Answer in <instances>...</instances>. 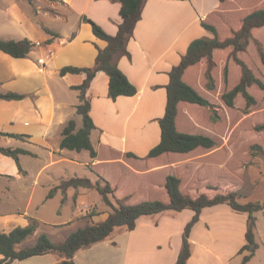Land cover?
I'll use <instances>...</instances> for the list:
<instances>
[{
    "label": "crops",
    "instance_id": "1",
    "mask_svg": "<svg viewBox=\"0 0 264 264\" xmlns=\"http://www.w3.org/2000/svg\"><path fill=\"white\" fill-rule=\"evenodd\" d=\"M231 1H146L128 43L130 57L118 56L115 60L138 92L112 100L108 94L109 77L103 71L96 73L87 90L91 101L90 113L96 125L91 140L98 151L96 158L90 156L87 165L98 169L99 165L120 160L127 167L125 173L146 175L175 168L174 160L178 157L186 161L181 154L166 156L172 159L171 162L153 163L150 168L142 170L134 169L129 163H144V157L161 139L159 120L166 109L170 70L181 61L194 39L213 37V33L202 26V21L212 19L214 13L229 12V6L224 7ZM29 3L35 11L28 9L21 0H0V37L28 38L39 43L24 58H16L0 50V91L25 94L18 100L0 99V132L28 135L21 140L0 133V146L23 147L31 152L20 155L21 170L12 157L0 153V232L27 226L31 219H36L38 226L19 244L22 247L33 245L43 233L49 237L52 233L57 234L55 231L61 225L68 224L41 214V207L59 194L56 192L53 197H47L52 187L50 180L43 186V192H38L40 175L44 170L39 169L33 175L23 166L21 157L38 158L41 152H49L50 156L66 153L67 149L60 148L62 130L76 114L79 102L68 103L63 94L69 88L77 91L78 95L73 86L80 85L86 74L61 75L60 69L64 66L93 67L99 49L107 46L104 39L94 34L91 24L83 22L81 17L88 16L111 35L118 32L121 22V4L111 0H32ZM45 27L59 35L54 37ZM191 69L193 67L186 71L185 77ZM54 135L56 143L51 146ZM100 149L107 152L105 157L100 156ZM127 152L141 158L127 157ZM71 160L73 157L68 161ZM101 171L113 184L118 183L122 187V183L105 170ZM153 183L157 182H150L149 186H156ZM83 188H75V203L87 194ZM61 200L64 201V197ZM194 213L192 209H183L141 216L135 229L117 228L106 240L80 249L74 260L76 264H174L182 248L185 225ZM104 214L105 219L109 212ZM99 218L95 221L104 220ZM246 223L247 215L232 210L227 204L204 208L190 235L192 255L187 264H241L243 253L239 250L246 243ZM42 224L56 230L50 232ZM84 226L71 229L64 238ZM2 257L0 255V259ZM61 260L60 255L47 253L10 264H59Z\"/></svg>",
    "mask_w": 264,
    "mask_h": 264
},
{
    "label": "trees",
    "instance_id": "2",
    "mask_svg": "<svg viewBox=\"0 0 264 264\" xmlns=\"http://www.w3.org/2000/svg\"><path fill=\"white\" fill-rule=\"evenodd\" d=\"M32 1V0H29ZM121 4L120 15L121 22L118 25V32L115 35L107 33L98 23L86 15L81 17L83 22L90 23L94 34L104 39L107 46L104 49H99L96 57L95 65L93 67H77L64 66L60 69V74L67 73L79 74L85 73L86 78L80 85H75L73 88L78 90L79 103L76 105V113L81 116L82 125L77 127L75 118H71L65 124L62 130V139L60 141L61 149H69L77 152L87 150L92 158L98 156V151L94 147L91 140L92 130L96 128L94 120L91 116V101L87 96V90L98 71L105 72L109 77V97L116 100L120 96H133L138 92L137 87L129 80L127 75L122 71L115 61L118 56L130 57L128 43L133 36L136 24L141 19L142 10L147 0H111ZM227 2L228 0H220ZM252 2L253 0H242ZM264 4V1H263ZM253 4L247 9L245 15L240 19L239 27H232L226 22L227 31L230 36L222 38L220 29L216 25V19L224 20L225 14H232L240 10L241 1H231L228 5L229 12L214 13L212 19L202 21V26L213 33V37H200L194 39L186 53L182 56L181 61L173 66L169 72V83L167 84V101L164 116L159 120L161 128V139L157 145L152 147L146 157L145 161L131 164L134 169H148L153 163L171 162L172 159H167L166 156L180 155L183 159H188L194 151H199L200 148L204 150H213L218 144L215 138L203 132H194L184 130L179 123V117L184 113L187 114L188 119L192 118V114L185 112L194 107L211 108L215 112V119H218V113L215 107L216 103L209 100L206 96L207 92H203L197 84L198 74L203 72V60L206 59L208 68L206 76L209 80L208 89L215 88L214 77L212 75V66L218 63L222 66L224 61V80H230L229 71L230 64L235 62L241 68V77L238 83L230 86L231 88L221 93L223 103L230 108L236 105L238 95H242L245 99V112H249L256 104L255 96L249 91L252 85H258L264 90V81L258 77L249 64L241 58V52L246 51L251 40L257 44V50L261 63L264 65V47L262 42L253 34L256 28L264 27V5ZM242 11V10H240ZM244 11V10H243ZM225 22V20H224ZM51 35L58 36L59 34L53 32L48 28H44ZM51 40V39H49ZM36 44L28 38L21 40L3 39L0 37V50L16 58H24L34 49ZM216 59V60H215ZM231 59V61L229 60ZM230 61V64H229ZM185 77L186 71L190 68ZM197 84V85H196ZM205 96H204V95ZM25 94L14 91L2 92L0 91V99L12 100L22 99ZM220 103V101H219ZM221 104V103H220ZM191 115V116H190ZM255 129L259 132H264V123L257 124ZM2 135L14 137L24 140L28 135L0 132ZM254 149L260 150L264 154V150L259 144L253 146ZM200 149V150H202ZM0 153L12 157L19 169H22L20 164V155L31 154V152L23 147H5L0 146ZM167 154V155H166ZM161 160L150 162L155 158ZM127 157L141 158L133 152H127ZM181 161L180 157L174 160ZM92 166V165H91ZM140 167V168H139ZM191 171L195 168L190 165ZM92 171L97 174L98 180L95 182L87 176L71 177L68 180L62 181L60 185L50 190L47 197L51 198L57 191V188L66 189L68 187H84L87 189L95 188L101 195L103 201L110 208L108 216L103 221L91 222L82 228L71 232L63 242H53L50 237L43 233L41 234L33 245L19 246V244L31 236L38 226L36 219H31L27 226H17L10 232H0V264H10L13 261H21L32 256L44 255L47 253H56L62 257L59 264H76L74 260L75 254L84 248H88L100 241L111 237L117 228L125 230H133L136 227L137 219L145 215H153L164 211H182L183 209H192L195 213L190 221L185 225L182 235V248L178 258L174 264H187L188 259L192 255V242L190 235L193 227L200 219L201 212L204 208L227 204L232 210L236 212H243L247 215L246 223V243L240 248L239 253H243L241 264H247L255 255L259 244L256 240V216L255 212H264V201H248L240 202L241 194L238 190H231L228 192H218L214 196H209L207 192L200 191L196 195L185 193L183 191V179L181 174L175 172L174 167L171 169H162L165 171L162 178L157 180L150 179V182L156 186H152L165 196V201L162 199H142L138 202H132V198L137 192V189L123 191L125 188L124 175L123 182L113 184L112 181L100 172L99 169ZM149 173L146 175L153 176L157 174ZM131 174V173H126ZM145 175V174H139ZM211 188L218 189L217 187ZM134 193V194H133ZM132 194V195H131ZM168 198V200H166ZM130 200V201H128ZM95 212H90L92 216ZM98 214V213H96Z\"/></svg>",
    "mask_w": 264,
    "mask_h": 264
},
{
    "label": "rangeland",
    "instance_id": "3",
    "mask_svg": "<svg viewBox=\"0 0 264 264\" xmlns=\"http://www.w3.org/2000/svg\"><path fill=\"white\" fill-rule=\"evenodd\" d=\"M50 1L57 2V0ZM240 1L242 4L240 5V10L242 11L238 10L232 14H225V22L220 18L214 20L220 29L222 38L230 36L226 28V22L237 29L241 17L246 13L245 11L252 7L253 4H263L264 0H253L252 2L237 0V2ZM21 2L25 6L28 5V9L31 11H35L33 6H30L29 0H21ZM253 34L262 42L264 47V27L256 28ZM257 46L255 41L251 40L248 49L241 52L240 56L249 64L254 73L264 81V65L261 63ZM229 60L231 61V59ZM224 65L225 63L223 61L221 67L220 65L218 66V63L212 66L211 70L215 82L214 89H208L209 80L206 76L208 63L206 59H204L203 63L200 65L202 66L203 72L202 74H198L196 80L198 87L203 92L208 93L206 97L216 103L217 106L215 109L219 118L215 119V112L208 107H194L191 113L185 110V112L192 114V116L190 115L192 117L190 120L186 113H184V116L181 114L179 117L181 128L210 134L215 138L218 146L213 150H204L200 148L202 150L199 149V151H194L188 159H185L186 161L182 160L179 161V163L177 161L174 170L182 176L184 181L183 191L185 193L196 195L197 193L199 194L200 191H205L209 196H214V194L218 192L238 190L241 194L239 198L240 202H263L264 154H262L260 150L254 149L253 146L259 144L264 150V132H259L255 129L257 124L264 123V90L258 85L249 87V91L256 98V104L249 112H245L244 110L245 99L242 95L237 96L234 108L227 107L220 98L221 93L239 82L241 68L235 62L231 63L229 71L230 80L228 79L226 82L223 76ZM63 98L68 103L79 102L77 91L69 88L64 91ZM72 117L78 121L80 127L82 125L81 116L76 113ZM95 140L94 137V142ZM55 143L56 135L52 137L50 145L55 146ZM65 152L66 153L62 154L65 156L58 154L50 156L49 152H41L38 158H33L32 156L21 157L23 166L29 169L33 175L35 172L39 171V169L44 170L40 175L41 183L38 185V192H43V186H46L45 183L47 180L52 181V187L49 188L50 190L60 185L62 181L75 176L83 177L87 175L92 178V181H95V178L98 180L97 174L91 171L92 166L87 165V163L90 162V155L87 150L77 152L67 149ZM106 155L107 152L100 149V156L105 157ZM71 157H73L74 160L68 161ZM64 158H68V160ZM120 162V160H116L111 163H104L99 165L98 169L105 170L106 173L117 182H123L122 175H124L125 184L127 183L129 186L125 185L123 191L137 189V192H135V194L133 193L132 202H138L142 199H162L165 201V196H163L161 192L154 189L152 185L149 186L151 178L159 180L162 178L165 171H158V173L153 174L152 177H150V175L126 174L124 170H127V167ZM131 164L135 165V163ZM190 165L201 167L189 171L191 169ZM209 186L217 187L218 189ZM83 190L86 191L87 194L85 196L83 195V198L79 197L75 203L73 196L76 194V190L74 187L71 186L66 189L57 188L56 192L59 194L58 197L54 198L53 201H49L45 207H41V214L50 215L52 219L60 221L62 224L68 222L67 225H61L57 230L49 225H41L43 228H48L50 232H52L51 230H56L55 232H57V234L52 233L50 236L53 242H63L65 240L64 235L71 229L83 225L86 226L91 222H98L95 221L98 217H100V220H103L105 217L104 212L110 211V208L106 205L100 193L95 188H83ZM63 197L64 201L61 200ZM66 197H68L67 201H65ZM166 200H168V198ZM90 212L95 213L90 216ZM255 216L257 218L255 235L259 247L247 264H264V212L257 211L255 212Z\"/></svg>",
    "mask_w": 264,
    "mask_h": 264
},
{
    "label": "built area",
    "instance_id": "4",
    "mask_svg": "<svg viewBox=\"0 0 264 264\" xmlns=\"http://www.w3.org/2000/svg\"><path fill=\"white\" fill-rule=\"evenodd\" d=\"M36 44V43H35ZM39 44V43H38Z\"/></svg>",
    "mask_w": 264,
    "mask_h": 264
}]
</instances>
